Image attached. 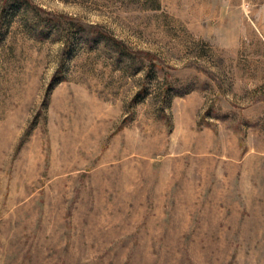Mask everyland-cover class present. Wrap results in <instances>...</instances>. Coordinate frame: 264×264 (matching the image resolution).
<instances>
[{
  "label": "rangeland",
  "instance_id": "374dc122",
  "mask_svg": "<svg viewBox=\"0 0 264 264\" xmlns=\"http://www.w3.org/2000/svg\"><path fill=\"white\" fill-rule=\"evenodd\" d=\"M0 264H264V0H0Z\"/></svg>",
  "mask_w": 264,
  "mask_h": 264
}]
</instances>
